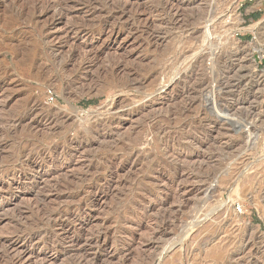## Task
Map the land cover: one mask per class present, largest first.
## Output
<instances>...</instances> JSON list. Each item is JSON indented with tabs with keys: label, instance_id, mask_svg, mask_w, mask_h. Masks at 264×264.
I'll return each instance as SVG.
<instances>
[{
	"label": "rangeland",
	"instance_id": "rangeland-1",
	"mask_svg": "<svg viewBox=\"0 0 264 264\" xmlns=\"http://www.w3.org/2000/svg\"><path fill=\"white\" fill-rule=\"evenodd\" d=\"M190 1L0 0V264H264V0Z\"/></svg>",
	"mask_w": 264,
	"mask_h": 264
},
{
	"label": "bare ground",
	"instance_id": "bare-ground-1",
	"mask_svg": "<svg viewBox=\"0 0 264 264\" xmlns=\"http://www.w3.org/2000/svg\"><path fill=\"white\" fill-rule=\"evenodd\" d=\"M188 1H190V0H188ZM196 3V1L195 0H193V1H190L189 3H187V5L185 4V6H191V5H194ZM206 3V2H205ZM182 5V4H181ZM180 4H172V7H171V9L172 10H175L174 11V14H175V16L178 14V12L180 11V9L181 8H183V5L181 6ZM196 5V4H195ZM126 8V7H125ZM186 8V7H185ZM191 8H193V6L191 7ZM195 8V7H194ZM200 8V7H199ZM173 14V15H174ZM174 17V16H173ZM63 18V16H61V18L60 19H62ZM182 20V19H181ZM180 17L178 18L177 16H176V18L174 19V24H180ZM68 23V22H67ZM183 23V22H182ZM175 26V25H174ZM177 26V25H176ZM74 26H70V27H68V28H66L65 29V32L67 33V40H66V42L67 43H69L70 41L72 42V40H75V38H74V36H72L73 35V33L74 34H77L78 33V29L77 30H74V32H73V28ZM179 28V27H178ZM81 29V28H80ZM183 31V30H182ZM205 32H206V34H208V35H212L213 34V31H212V29H211V27H209V26H207L206 27V30H205ZM72 34V35H71ZM117 35H118V33L116 32V30H110V32H109V37H108V39L110 40V43H105V45H104V49L105 50H107V49H109V47H110V45H111V41L112 40H115L116 38H117ZM65 37V38H66ZM137 37V36H136ZM165 37V36H164ZM168 38V37H167ZM164 39V38H163ZM165 39H166V37H165ZM156 43L155 44H161V43H159L157 40L155 41ZM66 43V44H67ZM71 44V43H70ZM130 45V42H129V40H125V42L122 44V46H121V48L123 49V51L121 50V52L123 53L124 51V53H126L127 54V59L128 58H132L133 57V53L132 52H130V51H128V49H127V47ZM86 47H84V50H85V52H87L88 53V51H91L92 52V49H85ZM135 50V49H134ZM75 51V50H74ZM108 51V50H107ZM116 51V50H115ZM120 52V53H121ZM78 53V52H77ZM120 53L118 52V54L120 55ZM108 54V53H107ZM95 56H94V58H92V59H97L98 60V57H99V54L98 53H96V54H94ZM122 55V57L121 58H124L123 57V55L124 54H121ZM125 56V55H124ZM92 57V56H91ZM87 59V58H86ZM91 59V58H90ZM127 59H125L126 61H127ZM94 60V61H95ZM130 60V59H129ZM115 63V62H114ZM119 63V62H118ZM93 64V63H92ZM120 66V65H119ZM107 68V67H106ZM117 70V69H116ZM120 70V69H119ZM122 70H125L124 68H122ZM102 72V71H101ZM105 72V71H104ZM124 72V71H123ZM122 72V73H123ZM110 73H111V71H110ZM125 73V72H124ZM128 73V72H127ZM116 75V74H115ZM123 75V74H122ZM111 76H112V74H111ZM117 76V75H116ZM124 76H126V75H124ZM123 77V76H122ZM108 78V77H107ZM110 79H112V78H110ZM263 79V78H262ZM109 81V80H108ZM175 81V80H174ZM175 82H177V81H175ZM135 83V82H134ZM172 84V83H171ZM171 84L170 83H168V84H165L164 86H163V93H167L169 90V88H170V86H171ZM127 87V86H126ZM90 89L92 88L91 86L89 87ZM263 89V88H262ZM264 91V90H263ZM169 93V92H168ZM123 102H121V103H119V102H114L113 101V103H112V108H113V110H116V109H118V108H123L124 106H123V104H122ZM162 103H168V101H165V100H163L162 101ZM148 104V103H147ZM154 106V104H153V102H151V104H149V105H144V107L143 108H145V109H148V108H150V107H153ZM121 108V109H122ZM41 110V109H40ZM120 110V109H119ZM121 112V111H120ZM125 111L123 110V112H122V114H121V116H123V115H125ZM129 115V114H128ZM33 117V116H32ZM39 119V118H38ZM49 119V118H48ZM51 120V119H50ZM46 122V121H45ZM49 122V121H48ZM35 123H39V125L38 126H41V125H43V124H40V123H42V120H36V121H34L32 124H31V126H33V125H36ZM47 123V122H46ZM12 124V123H11ZM14 124H16V123H14ZM52 124V122H50L49 124H47L48 126H46L45 124V127H47V128H53L54 126H52L51 125ZM30 125V124H29ZM37 126V127H38ZM27 127V126H26ZM33 128V127H32ZM31 130V129H30ZM37 130V129H36ZM39 131V130H38ZM80 145H78L77 147H78V150L81 148V147H79ZM55 151V150H54ZM58 157V156H57ZM15 186V185H14ZM216 188V187H215ZM209 189H210V186H209ZM217 191V190H216ZM2 202H3V200H2V198L0 197V203L2 204ZM69 208V207H68ZM222 215H224V214H222ZM221 215V216H222ZM220 216V217H221ZM197 217V216H196ZM219 217V216H218ZM200 218V217H199ZM195 219V218H194ZM219 219H221V220H223V217L222 218H219ZM226 220V219H225ZM224 220V221H225ZM212 222V221H211ZM226 222V221H225ZM192 224V223H191ZM225 224V223H224ZM194 225H197V224H194ZM198 226V225H197ZM194 227V226H193ZM185 228V227H184ZM187 228H189V227H187ZM191 229V228H190ZM193 230H194V228H193ZM186 231H187V229H186ZM188 231H190L191 232V230H188ZM187 231V232H188ZM184 232H185V230H184ZM189 232V233H190ZM164 233H165V231H164ZM167 233V232H166ZM188 233V234H189ZM187 234V235H188ZM187 235H185V236H187ZM162 236V235H161ZM162 238V237H161ZM164 238V237H163ZM186 238H188V236L186 237ZM17 239V238H16ZM244 239V238H243ZM161 240H163V239H161ZM165 240V239H164ZM163 240V241H164ZM159 241H160V239H159ZM165 242V241H164ZM203 242V241H202ZM241 242V241H240ZM244 242V241H243ZM246 242V241H245ZM158 243V242H157ZM243 244V243H242ZM262 244V243H261ZM2 245H4V244H2ZM2 245H0V246H2ZM73 245V247H72V250H77L78 249V247H77V243H74V244H72ZM160 245H163V244H160ZM264 245V244H263ZM241 246V245H240ZM251 247L250 248V251H248V252H250L251 254H247V255H245V256H243L242 254V256H240L239 258H238V256H237V258L238 259H235V261L233 262L232 260L234 259H231V262L229 263V264H252L253 263V254H258V251L257 250H261L260 248L259 249H253L252 247L253 246H250V245H246L245 247ZM261 246V245H260ZM3 247H5V246H3ZM3 247H2V249H3ZM158 247V246H157ZM201 247V246H200ZM242 247V246H241ZM248 247V248H249ZM74 248V249H73ZM167 248V247H166ZM165 248V250H163V253L162 254H160V256H159V258L157 259V260H154L155 262H153V264H162V261L164 260V258H165V256L169 253V252H172V251H170V247L169 248H167L166 249ZM182 248V247H181ZM190 248V247H189ZM7 249H13V250H18L17 249V247L13 244V243H11V244H8L7 245ZM1 250V249H0ZM180 250V249H179ZM196 250V249H195ZM241 250V249H240ZM6 251V250H5ZM27 251H29L26 247H22V248H20L19 250H18V254H19V256H21V255H23L24 253H26ZM165 251V252H164ZM182 251H183V249H182ZM181 251V252H182ZM8 252L9 251H7V254H8ZM10 252H12V251H10ZM176 252V251H175ZM243 252V251H242ZM16 253V252H15ZM30 253V252H29ZM244 253V252H243ZM246 253V252H245ZM185 254V253H184ZM183 254V255H184ZM187 255H189L190 254V252H188V253H186ZM193 254V253H192ZM195 254V253H194ZM239 254V253H238ZM30 256V260H31V263L30 264H32V260H33V262H34V259H35V255H34V253H30L29 254ZM182 255V256H183ZM236 255V254H235ZM170 256V255H169ZM193 256V255H192ZM192 256H190V257H192ZM183 257H185V256H183ZM207 257V256H206ZM206 257H205V259H206ZM214 257H215V255H214ZM217 257V256H216ZM18 258V257H17ZM211 258H213V256H211ZM221 259H223L222 257H220ZM219 258V260L221 261V259ZM209 259V258H208ZM208 259H206L207 261H208ZM217 259V258H216ZM12 260V259H11ZM16 260V259H15ZM18 260V259H17ZM179 260V259H178ZM177 260V261H178ZM184 260V259H183ZM204 260V259H203ZM202 260V261H203ZM212 260V259H211ZM214 260V259H213ZM226 260V259H225ZM176 261V260H175ZM176 261V262H177ZM229 261V260H228ZM12 262V261H11ZM184 262V261H183ZM219 262V261H218ZM13 263V262H12ZM15 263V262H14ZM54 263V259L53 258H50V257H48V256H45L44 257V263L43 264H53ZM228 263V262H227ZM151 264V263H150ZM204 264V263H203Z\"/></svg>",
	"mask_w": 264,
	"mask_h": 264
},
{
	"label": "trees",
	"instance_id": "trees-1",
	"mask_svg": "<svg viewBox=\"0 0 264 264\" xmlns=\"http://www.w3.org/2000/svg\"><path fill=\"white\" fill-rule=\"evenodd\" d=\"M257 16V15H256ZM87 102H83V104H86Z\"/></svg>",
	"mask_w": 264,
	"mask_h": 264
},
{
	"label": "built area",
	"instance_id": "built-area-1",
	"mask_svg": "<svg viewBox=\"0 0 264 264\" xmlns=\"http://www.w3.org/2000/svg\"><path fill=\"white\" fill-rule=\"evenodd\" d=\"M241 1H246V0H241Z\"/></svg>",
	"mask_w": 264,
	"mask_h": 264
}]
</instances>
